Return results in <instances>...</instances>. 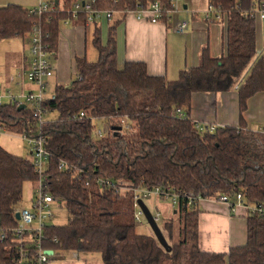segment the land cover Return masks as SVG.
<instances>
[{"label": "trees", "instance_id": "trees-1", "mask_svg": "<svg viewBox=\"0 0 264 264\" xmlns=\"http://www.w3.org/2000/svg\"><path fill=\"white\" fill-rule=\"evenodd\" d=\"M40 1L53 3V8L0 6V41L18 37L28 44L33 26H38L54 56L62 23L73 18L85 23L87 13L72 12L73 4L83 0ZM152 1L92 0L91 8L114 13ZM260 2L264 0H209L226 18L225 53L213 57L205 46L198 65L181 69L174 79L149 74L142 61L119 64L115 34L121 19L113 15L107 19L105 39L94 20L97 59L75 55V77L56 84L53 96L41 104L46 121L41 134L49 152L44 171L47 191L70 215L65 224L44 228L45 248L98 253L101 264H264V215L246 213L243 245L208 252L198 246L197 202L188 204L180 197L160 227L171 247L166 251L151 231H137L132 190H101L95 182L105 177L130 188L160 186L180 196L192 191L195 197L210 199L241 192L247 203H264V133L247 128L242 117L247 99L264 90V55L256 52L255 10ZM237 83V127L215 125L210 130L212 124L190 118L194 93L223 92ZM80 112L84 115L78 118ZM95 120L107 124L100 137ZM0 125L19 136L39 133L31 110L18 109L16 102L0 103ZM59 160L82 171H60ZM36 178L30 158L0 146L1 228L15 224L12 211L22 202L23 184ZM15 244L11 235L0 241V264H17Z\"/></svg>", "mask_w": 264, "mask_h": 264}, {"label": "crops", "instance_id": "crops-1", "mask_svg": "<svg viewBox=\"0 0 264 264\" xmlns=\"http://www.w3.org/2000/svg\"><path fill=\"white\" fill-rule=\"evenodd\" d=\"M183 1L182 9L186 12L176 14L166 22H150L138 19L132 13L114 12L113 18L121 19L115 34L119 64L125 60L142 61L146 64L149 74L174 79L181 69L198 65L200 51L205 46L213 57L223 55L226 50V18L222 14L218 17L211 12L207 14L209 0ZM39 3L40 0H0V6L15 4L33 8ZM179 17L189 23L184 33H178L172 28V25L180 20ZM97 25L105 39L107 19L104 17L98 19ZM93 29L94 24L82 23L74 18L62 23L56 54L51 58L56 84L68 82L69 73L71 69L74 70L75 55H84L89 61L97 59L98 53L92 44ZM18 39L22 43L20 52L11 53L9 65L2 71L0 77H3V84H6V87L15 83L19 91L33 89L32 83L27 81L19 83L15 78V73L29 58L27 42ZM256 52L264 55V38L260 35L257 17ZM237 85L238 83L223 92L194 93L190 103V118L203 124L237 127L240 119ZM242 117L247 128L264 133V90L247 99ZM196 204L200 250L227 252L229 248L245 243L246 212L243 208L231 212L228 205L212 198H200ZM173 211L169 210L170 216Z\"/></svg>", "mask_w": 264, "mask_h": 264}, {"label": "built area", "instance_id": "built-area-1", "mask_svg": "<svg viewBox=\"0 0 264 264\" xmlns=\"http://www.w3.org/2000/svg\"><path fill=\"white\" fill-rule=\"evenodd\" d=\"M91 1L92 0H84L82 2H75L72 6L73 15L81 11L86 12V24H93L94 20L101 19L102 17L106 19L112 17L113 12L111 10H93L91 8ZM167 1L168 4L166 6L165 3L158 0L152 1L146 5L139 2L135 4L134 8H125L122 12L132 13L138 19H145L150 22H166L179 12L182 0ZM37 7L39 10H46L48 7L52 9L53 3L47 4L41 3L40 1ZM206 11L207 14L211 12L217 15V17L220 15L211 4H208ZM255 15L259 20L260 35L264 38V2L259 3V6L255 10ZM188 25V21L179 20L172 28L178 33H184ZM45 37L46 35L40 27L33 26L29 35L27 47L29 58L25 62V65L15 73V78L19 83L23 81L32 83L35 85L36 91L33 89H22L19 93L15 94L9 90L8 87H6V89L0 88V103L9 101L16 102L18 105L24 104L31 110L33 117L38 120V134L23 133L20 136L29 145L31 165L37 174V178L33 181L34 187L30 197V205L16 206L12 211L15 224L9 228L0 227V241L5 240L9 235L16 241L15 245L19 248V255L16 260L17 264H51L53 262L52 258L55 251L44 247L46 238L43 231L47 225L54 224L52 222L54 216L53 206H63L58 198L47 191L48 180L44 173L49 152L45 149L44 136L41 134V129L46 127L45 113L41 108V104L45 99L43 95L46 87L45 79L50 78L54 73L51 62L53 54L49 50ZM175 114L184 117L181 110H176ZM83 115V112H80L78 118L83 117ZM214 128L215 125L209 126L210 130H214ZM2 130L3 128L0 125V132H2ZM95 132L99 137L104 134L100 129L95 130ZM57 168L60 171L75 173L82 171L65 160H59ZM95 182L101 190H113L121 193L125 190H132L134 198L133 206L135 208L134 218L137 224H142L141 222L144 218L142 210L137 203L138 199H142V201L151 198L170 200L172 209L176 208L180 197H182V199H187L188 204L197 202L200 199L199 197H195L192 191L183 192L180 196V193L171 192L170 189L160 186L130 188L119 184L118 181L105 177H98ZM214 200L228 205L231 212H236L237 208L241 207L246 213L264 215V203H247L243 200L241 192H236L232 196L222 194ZM155 211L156 214H154V212L152 213L158 222L160 212L157 206L155 207ZM15 214H18V219L15 218ZM48 251H52V253L49 254Z\"/></svg>", "mask_w": 264, "mask_h": 264}, {"label": "rangeland", "instance_id": "rangeland-1", "mask_svg": "<svg viewBox=\"0 0 264 264\" xmlns=\"http://www.w3.org/2000/svg\"><path fill=\"white\" fill-rule=\"evenodd\" d=\"M183 0L181 1V9L177 14L185 13L186 11L182 9ZM176 15V14H175ZM180 18V17H179ZM183 19V18H182ZM181 21V18H180ZM173 26V25H172ZM21 40L18 38H10V39H3L0 41V75L2 74V71L5 70L6 67H8L10 59H11V53L12 52H20L21 48ZM26 48V46H25ZM70 79H73L75 77V72L73 69L70 71ZM3 77H0V88L6 89V84H3ZM46 80V87L45 91L43 93L45 98H51L53 96L54 92V76L52 75L50 78L45 79ZM68 80V82H69ZM9 90H11L13 93L17 94L19 93V89L17 85L15 86V83L7 86ZM27 89V88H26ZM34 91H36V87L34 85L33 88ZM49 118H54L53 114H48ZM94 125L97 129H100L102 132L106 129V122L95 120ZM0 146H2L4 149H6L8 152L20 155L23 157L29 158V145L26 141H24L20 136L17 134H11L3 130V132L0 134ZM10 147V148H8ZM232 148H229L228 150L232 152L233 154V161L231 163L232 167H236V161L237 157L234 154L235 148L231 146ZM34 182L33 181H26L23 184V197L22 202L19 204L21 206H29L30 205V197L33 191ZM147 204V206L156 214L155 207L158 206V210L160 212V217L158 219V225L161 227V224L163 220L166 217L170 216L169 210L172 209L170 206V200H160V199H146L144 200ZM54 210V216L52 218V222L54 224H65L70 217L69 213L65 210L64 206H53ZM142 224L137 225V231L142 233H149L151 230L146 225V222L144 218L142 219ZM177 225L175 226V228ZM53 262L51 264H101L100 257L98 253H78L74 251H55V254L53 256Z\"/></svg>", "mask_w": 264, "mask_h": 264}, {"label": "water", "instance_id": "water-1", "mask_svg": "<svg viewBox=\"0 0 264 264\" xmlns=\"http://www.w3.org/2000/svg\"><path fill=\"white\" fill-rule=\"evenodd\" d=\"M25 105L24 104H19L18 105V109L23 108ZM119 129V127L117 128ZM138 206L139 208L142 210L144 219L148 225V227L150 228L151 232L153 233V235L155 236L157 242L160 244L161 247H163V249H165L166 251H169L171 249L169 243L167 242L163 231L161 230L160 226L158 225L152 211L150 210V208L147 206V204L142 201V199H138L137 200ZM18 214H15V218L18 219ZM48 253H52V251H48Z\"/></svg>", "mask_w": 264, "mask_h": 264}]
</instances>
